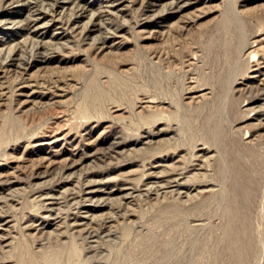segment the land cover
Wrapping results in <instances>:
<instances>
[{
  "label": "rangeland",
  "instance_id": "374dc122",
  "mask_svg": "<svg viewBox=\"0 0 264 264\" xmlns=\"http://www.w3.org/2000/svg\"><path fill=\"white\" fill-rule=\"evenodd\" d=\"M0 264H264V0H0Z\"/></svg>",
  "mask_w": 264,
  "mask_h": 264
},
{
  "label": "bare ground",
  "instance_id": "6f19581e",
  "mask_svg": "<svg viewBox=\"0 0 264 264\" xmlns=\"http://www.w3.org/2000/svg\"><path fill=\"white\" fill-rule=\"evenodd\" d=\"M76 1V0H75ZM51 4V3H50ZM53 4V3H52ZM58 4V3H57ZM53 6V5H52ZM50 7H51V5H50ZM51 8H53V7H51ZM74 15V14H73ZM66 19V18H65ZM107 21V20H106ZM63 22V21H62ZM66 22V21H65ZM69 23V22H68ZM67 24V23H66ZM66 26V25H65ZM69 27H71L70 25H68ZM87 30V29H86ZM85 30V31H86ZM61 34H64L65 35V30L63 31V32H60ZM44 56V55H43ZM46 58V57H45ZM4 62V61H3ZM8 65V64H7ZM10 66V65H9ZM8 68V67H7ZM72 166H74V165H70L69 167H72ZM173 181V180H172ZM172 183V182H171ZM10 184V183H9ZM169 184V183H168ZM167 185V184H166ZM90 192H92V191H90ZM75 195V194H74ZM81 201V200H80ZM109 220V219H108Z\"/></svg>",
  "mask_w": 264,
  "mask_h": 264
}]
</instances>
